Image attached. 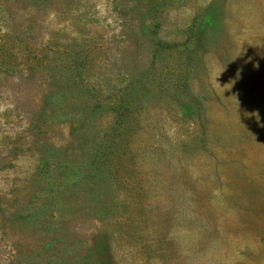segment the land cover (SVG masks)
<instances>
[{
  "label": "rangeland",
  "instance_id": "rangeland-1",
  "mask_svg": "<svg viewBox=\"0 0 264 264\" xmlns=\"http://www.w3.org/2000/svg\"><path fill=\"white\" fill-rule=\"evenodd\" d=\"M0 27L44 56L0 72V264H264V0H0Z\"/></svg>",
  "mask_w": 264,
  "mask_h": 264
},
{
  "label": "trees",
  "instance_id": "trees-1",
  "mask_svg": "<svg viewBox=\"0 0 264 264\" xmlns=\"http://www.w3.org/2000/svg\"><path fill=\"white\" fill-rule=\"evenodd\" d=\"M2 28V27H0ZM10 28H16V26L11 25ZM2 29H6V28H2ZM21 39H18L15 35V32L13 30H2L0 29V72H2L3 74H9V73H13L14 71H16V69L18 67H20L21 65L24 66L25 70L28 71L30 73L31 76H35L37 71L39 70L40 67H43L44 62V56L39 54V49H37L36 45H33L31 42V46L29 47L28 45H23L22 47V52L24 55V58H22L21 60H17L19 54H20V50L21 48L18 47L19 44H22ZM52 72H54L53 70H51ZM51 71L48 72H43L45 73L43 76V83L45 84L47 82H49V77H51L52 80V88H54L56 90V92H51L49 94V96L46 99L47 105H49L50 107V111L51 113L55 110H52V98L54 95H56V93H59V89L61 87L59 80L56 76L51 74ZM56 75V74H55ZM57 101V99H55ZM107 106V104H105ZM91 110H98L99 108H102V106L99 105H92V106H88ZM60 108V107H58ZM113 110H114V118H115V123H125V117L126 114L119 109L116 110V108L113 106ZM121 111V112H120Z\"/></svg>",
  "mask_w": 264,
  "mask_h": 264
}]
</instances>
